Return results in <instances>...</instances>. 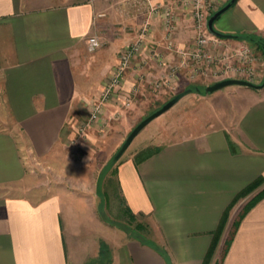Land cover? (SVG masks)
<instances>
[{
    "label": "crops",
    "instance_id": "obj_1",
    "mask_svg": "<svg viewBox=\"0 0 264 264\" xmlns=\"http://www.w3.org/2000/svg\"><path fill=\"white\" fill-rule=\"evenodd\" d=\"M154 4L176 7L175 44H193V17L176 0H0V264H106L102 243L111 252L108 264H167L155 248L107 222L95 198L71 190L39 195L26 187L33 160L69 146L77 135L91 71L96 68L93 88L102 90L100 81L112 74L120 51L144 23L159 51L179 60L166 47L162 21L151 13ZM220 18L218 31L264 37V0H237ZM92 35L101 46L91 62ZM164 73L149 52L138 55L108 112L119 107L124 93L133 94L128 109L143 101ZM233 88L240 92L241 110L232 127L183 134L139 163L133 154L116 167L121 197L135 214L145 215L153 240L172 264H203L213 231L236 194L264 177V87ZM111 123L98 120L85 137L111 129ZM83 144L81 137L72 146ZM262 188L233 207L218 245L244 203ZM220 264H264V197L241 220Z\"/></svg>",
    "mask_w": 264,
    "mask_h": 264
},
{
    "label": "rangeland",
    "instance_id": "obj_2",
    "mask_svg": "<svg viewBox=\"0 0 264 264\" xmlns=\"http://www.w3.org/2000/svg\"><path fill=\"white\" fill-rule=\"evenodd\" d=\"M222 6L219 4V0H212L208 9L209 17ZM220 16L216 21H219ZM243 44L249 47L252 56L251 66L256 72V75L252 79H249L247 76L219 77V75L214 76L213 74L209 77H192L190 75L192 73L186 69L180 72H183L180 77L183 76L184 80L172 81L171 86L163 85L156 88L154 83H152L153 90L148 97L132 108L126 109L127 111L124 116L111 123L113 124L111 129L105 132H96L94 136L83 137L85 144L81 148L78 145L73 147L81 139L76 132L77 135H74V138L68 143L69 146L58 147L47 158L33 160L31 165L28 166L31 177L26 186L27 189L31 193L38 192L39 195L71 190L75 195H82L89 199L95 198L97 205H99L101 212L106 218L122 221L121 211L124 204L116 178V167L120 161L130 155L134 154L135 156L145 148L159 147L161 144L176 140L183 134L206 130L215 126L232 127L241 110L240 92L238 88L233 87H243L246 89L247 86L234 84L214 92H206V85L225 78L247 79L258 84L264 81V48L262 44L245 39L238 44L229 43L231 50ZM97 51L89 52L91 62L94 61L92 60L93 58L95 60L98 59L99 54H97ZM215 69H218V67ZM95 71L96 68L91 71L90 80L86 81L90 85L88 88L90 97L87 100H83L79 105L81 111L78 116L79 123L89 116L92 102L101 93L98 87L93 88L94 84L97 83V81H94ZM110 76L105 81H100L103 86L102 89L110 79ZM191 85H199L201 90L198 91L195 87L191 88V92L185 95L171 109L156 117L144 127L117 161L113 160L128 134L143 118ZM238 215L239 213L235 216L234 220ZM140 220L143 222L147 221L146 218H141ZM232 228L228 232V235H224L223 244L217 246L218 259L216 261L212 259V264H220L226 247V241ZM149 236L153 239L152 232Z\"/></svg>",
    "mask_w": 264,
    "mask_h": 264
},
{
    "label": "built area",
    "instance_id": "obj_3",
    "mask_svg": "<svg viewBox=\"0 0 264 264\" xmlns=\"http://www.w3.org/2000/svg\"><path fill=\"white\" fill-rule=\"evenodd\" d=\"M212 0H176L183 8L188 9L194 20L196 31L195 41L190 47H180L175 44L174 37L178 29V14L172 4L151 5V13L160 17L164 31L166 47L175 52L179 60L167 59L158 49L156 41L149 36L150 25L144 23L134 39L127 43L120 51L119 60L113 74L101 90L99 97L92 102L89 116L77 127L78 137H85L87 131L98 120L105 122L120 119L123 110L131 106L132 95H120L119 107L108 112V103L122 85L126 72L130 69L134 59L144 52H149V59L166 69V73L153 83L156 88L163 85L171 86L172 81L178 79L179 73L188 69L192 77H209L211 74L221 77L243 76L252 79L256 75L251 66L252 56L247 45H240L231 50V46L219 37L211 34L208 28V9ZM101 46L100 38L92 35L88 40V48L94 51ZM218 67V69H215ZM212 76V75H211Z\"/></svg>",
    "mask_w": 264,
    "mask_h": 264
},
{
    "label": "trees",
    "instance_id": "obj_4",
    "mask_svg": "<svg viewBox=\"0 0 264 264\" xmlns=\"http://www.w3.org/2000/svg\"><path fill=\"white\" fill-rule=\"evenodd\" d=\"M230 1V0H229ZM228 1V2H229ZM225 5V4H224ZM220 9V8H219ZM217 11V10H216ZM243 35H245V40H250V41H256L257 43H261L262 47L264 48V37L256 35V34H247L244 33ZM207 86V85H206ZM195 87L196 90L200 91L201 87L199 85H194V86H188L187 88H193ZM231 146L234 147L233 142L231 141ZM159 150V147H155V148H145L142 151L138 152L135 155V162L139 163L141 161H143L144 159L148 158L149 156L155 154L157 151ZM264 184V177L260 176L257 179H255L253 182H251L250 184H248L245 188H243L241 191H239L235 198L233 199V201L231 202V204L227 207V209L225 210L220 223L218 225V227L213 231V240L212 243L209 247V250L207 252V255L204 259L203 264H210L215 250L219 244V241L223 235V233L225 232V228L227 226V222L229 220L230 217V213L231 210L233 209V207L242 199L246 198L247 196H249L251 193L255 192L256 190H258L262 185ZM264 197V188L260 189L254 196H252L243 206V208L241 209V211L239 212L238 217L234 220L233 222V228L232 231L229 234V237L226 241V247L224 250V253L222 255V259L224 258L225 254L227 253L232 239L237 231V228L239 227V224L241 222V220L243 219V217L246 215V213L262 198ZM124 207L121 211L122 213V221H114L111 220L109 218H106V216L104 214L101 213V215L105 216V219L107 222L111 223V224H115L117 226H119L121 229L125 230L130 236L137 238L139 241H141L144 244H148L150 246H152L153 248H155L157 251H159V253H161V255L165 258L167 264H172L171 258L169 253L167 252V250L159 245L158 243H156L152 238H150V234H151V228H150V224L146 221L143 222L140 219L141 218H145V215L143 214H135L129 206H127V204L125 203L124 199L122 198ZM121 216V214H120ZM121 222V223H120ZM123 223V224H122ZM100 258H105L106 259V264L110 263L111 260V252L109 250V246L107 245V243H102L101 244V251H100ZM92 264V263H91Z\"/></svg>",
    "mask_w": 264,
    "mask_h": 264
},
{
    "label": "water",
    "instance_id": "obj_5",
    "mask_svg": "<svg viewBox=\"0 0 264 264\" xmlns=\"http://www.w3.org/2000/svg\"><path fill=\"white\" fill-rule=\"evenodd\" d=\"M236 1L237 0H230L225 5H223L220 9H218L212 15H210V17L208 19V28H209V31L211 32V34H213L214 36L219 37V38H227V39H231V38L244 39L245 38V35H243V34L223 33L221 31H218L214 25L217 18L221 14H223L226 10H228ZM234 84L247 86V87H251V88H255V89H259V88L264 87V81L262 83L258 84V83H254L250 80H247V79L225 78V79L218 80V81H215L214 83L207 85L205 90H206V92H214L216 90H219V89H222L226 86L234 85ZM191 90H192L191 88H187V89L180 91L179 93L174 95L170 100H168L166 103H164L161 107H159L158 109L153 111L151 114H149L148 116L143 118L128 134L125 141L121 145L120 149L115 154L113 160L117 161L123 155V153L130 146V144L132 143L134 138L142 131V129L144 127H146L153 119H155L156 117L162 115L163 113H165L166 111L171 109L185 95H187L189 92H191Z\"/></svg>",
    "mask_w": 264,
    "mask_h": 264
}]
</instances>
